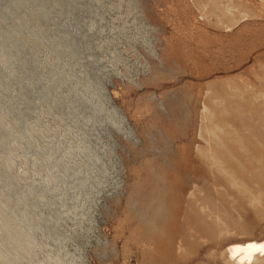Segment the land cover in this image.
<instances>
[{"label":"rangeland","instance_id":"rangeland-1","mask_svg":"<svg viewBox=\"0 0 264 264\" xmlns=\"http://www.w3.org/2000/svg\"><path fill=\"white\" fill-rule=\"evenodd\" d=\"M0 12V264H264V0Z\"/></svg>","mask_w":264,"mask_h":264},{"label":"bare ground","instance_id":"bare-ground-1","mask_svg":"<svg viewBox=\"0 0 264 264\" xmlns=\"http://www.w3.org/2000/svg\"><path fill=\"white\" fill-rule=\"evenodd\" d=\"M28 1V0H27ZM44 1V0H43ZM15 3L16 2H18V1H14ZM26 2V1H25ZM12 3V2H11ZM15 3H13V4H15ZM28 3V2H27ZM27 3H26V5H27ZM17 4V3H16ZM19 4V3H18ZM33 4V3H32ZM35 4V3H34ZM44 4V3H43ZM36 6V5H35ZM39 6V5H38ZM16 8V7H15ZM18 8V7H17ZM41 10V9H40ZM38 11V10H37ZM1 13V12H0ZM8 13V12H7ZM41 14V13H40ZM7 15V14H6ZM39 16V15H38ZM41 16V15H40ZM3 17H4V15H3ZM2 17V18H3ZM35 17V16H34ZM15 40V39H14ZM6 43V42H5ZM7 43H8V41H7ZM6 49H7V47H6ZM13 49V48H12ZM10 50H11V48H10ZM9 50V51H10ZM7 51H8V49H7ZM5 129V128H4ZM2 132H3V130H1ZM0 136H1V134H0ZM2 143V142H1ZM1 173V172H0ZM23 195V194H22ZM13 196V195H12ZM15 196V195H14ZM8 197H9V195H8ZM14 198H16V197H14ZM3 200V199H2ZM14 200V199H13ZM6 202V201H5ZM2 203H4V202H2ZM11 209V208H10ZM5 214V213H4ZM15 216V215H14ZM26 216V215H25ZM1 217V216H0ZM22 217V216H21ZM21 217H20V219H21ZM30 217V216H29ZM14 218V217H13ZM16 218V217H15ZM17 219V218H16ZM11 220H12V217H11ZM21 221V220H20ZM19 221V222H20ZM16 222V221H15ZM26 223H27V227H28V229H29V233H28V231H27V233L28 234H26V232H25V234H26V236H25V239H26V241H27V243L29 242V243H31V240L34 238V236L36 235L35 233H36V230L40 227V224L41 223H36V222H34L33 220H31V218H28V220L26 219ZM14 224H16V223H14ZM9 226H11V225H9ZM8 226V227H9ZM15 227V226H14ZM9 229V228H8ZM7 229V230H8ZM16 229V228H15ZM20 229V228H19ZM13 230V229H12ZM5 232H6V230H4ZM20 231V230H19ZM18 231V232H19ZM22 231V230H21ZM20 231V232H21ZM9 232H11V231H9ZM19 234V233H18ZM19 235H23L22 234V232H21V234H19ZM4 237V236H3ZM13 238V237H12ZM21 238V237H20ZM1 240V239H0ZM17 240V239H16ZM22 241H23V239H22ZM33 242V241H32ZM9 243V242H8ZM34 244V243H33ZM1 246V245H0ZM22 247V246H21ZM32 247V246H31ZM229 248H228V250H229V256H230V258H232V259H234L235 261H237V263H243V262H249V261H251L253 258H254V256L255 255H257V256H260V257H264V240L262 241V242H255V241H247V242H243L242 244H234V245H232L231 244V246H228ZM3 248V247H2ZM6 248H8V247H6ZM5 248V249H6ZM16 248V247H15ZM9 249V248H8ZM28 250H30L29 248H28ZM26 251V250H25ZM0 252H2L1 250H0ZM3 253V252H2ZM4 255H5V252H4ZM12 256V255H11ZM13 257V256H12Z\"/></svg>","mask_w":264,"mask_h":264}]
</instances>
